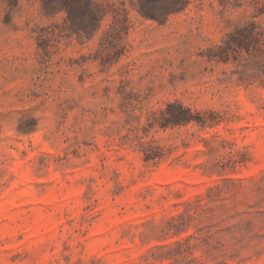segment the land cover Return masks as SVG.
Returning a JSON list of instances; mask_svg holds the SVG:
<instances>
[{
  "label": "rangeland",
  "instance_id": "374dc122",
  "mask_svg": "<svg viewBox=\"0 0 264 264\" xmlns=\"http://www.w3.org/2000/svg\"><path fill=\"white\" fill-rule=\"evenodd\" d=\"M98 1L0 0V264H264V0Z\"/></svg>",
  "mask_w": 264,
  "mask_h": 264
},
{
  "label": "trees",
  "instance_id": "16d2710c",
  "mask_svg": "<svg viewBox=\"0 0 264 264\" xmlns=\"http://www.w3.org/2000/svg\"><path fill=\"white\" fill-rule=\"evenodd\" d=\"M47 13L66 11L67 19L75 32L93 33L98 30L106 14V5L98 0H42ZM139 12L151 19H160L183 7L187 0H139ZM184 117H174L179 123L192 120L188 109Z\"/></svg>",
  "mask_w": 264,
  "mask_h": 264
}]
</instances>
